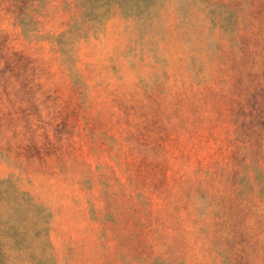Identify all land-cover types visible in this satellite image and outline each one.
Returning <instances> with one entry per match:
<instances>
[{"label": "rangeland", "instance_id": "obj_1", "mask_svg": "<svg viewBox=\"0 0 264 264\" xmlns=\"http://www.w3.org/2000/svg\"><path fill=\"white\" fill-rule=\"evenodd\" d=\"M0 264H264V0H0Z\"/></svg>", "mask_w": 264, "mask_h": 264}]
</instances>
